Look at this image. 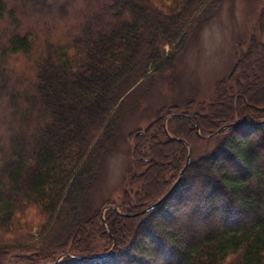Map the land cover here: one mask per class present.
<instances>
[{
  "label": "trees",
  "instance_id": "trees-1",
  "mask_svg": "<svg viewBox=\"0 0 264 264\" xmlns=\"http://www.w3.org/2000/svg\"><path fill=\"white\" fill-rule=\"evenodd\" d=\"M49 1L65 21L42 0H0V264H264V93L250 81L264 59V6L233 82L129 134L134 195L92 208L117 103L138 75L172 69L210 0H82L87 17L78 0ZM187 158L167 199L127 215L165 194Z\"/></svg>",
  "mask_w": 264,
  "mask_h": 264
},
{
  "label": "rangeland",
  "instance_id": "rangeland-1",
  "mask_svg": "<svg viewBox=\"0 0 264 264\" xmlns=\"http://www.w3.org/2000/svg\"><path fill=\"white\" fill-rule=\"evenodd\" d=\"M42 2L48 10L50 6L56 8L55 12L50 13V17L61 19V21L66 20L60 12L63 9L62 2L49 0H42ZM208 4L199 13L198 24L178 53L172 69L161 74L149 72L146 77L138 75L117 103L115 117L108 127L112 141L90 186L88 202L92 208L104 201L120 205L125 191L131 197L134 195L135 190L127 185L129 171L135 170L131 159L133 141L129 134L145 129L163 107L169 108L177 104L179 107L177 112L190 113L191 110H196L197 102H207L221 92L220 81L231 80V70L238 54L244 50L252 33H256H254L255 24L258 13L264 6V0H210ZM76 7L84 10L85 17L90 15L89 9L82 0H78ZM166 50L170 51V48L166 47ZM138 65L140 67L142 62ZM257 65L258 71H251L254 78H250V81L257 79L255 86L263 95V57L257 61ZM231 89L235 92L234 86ZM245 95L246 101L251 103H253L252 98L258 96L257 93H253V90ZM188 101L190 106L187 105ZM253 137L254 135L251 138ZM163 153L165 152L162 149L155 151L157 163L155 167H160L166 161L162 156ZM155 188H157L156 185L154 190ZM106 209L107 207L102 208V215ZM245 220L247 218L242 221ZM166 223L178 234L186 237L192 235L193 229L185 224L170 223V221ZM210 225L206 228L211 231L214 225ZM180 227L190 232L183 233ZM96 241L97 250L109 249L100 240ZM11 259L9 257L5 263Z\"/></svg>",
  "mask_w": 264,
  "mask_h": 264
},
{
  "label": "water",
  "instance_id": "water-1",
  "mask_svg": "<svg viewBox=\"0 0 264 264\" xmlns=\"http://www.w3.org/2000/svg\"><path fill=\"white\" fill-rule=\"evenodd\" d=\"M232 70H233V68H232ZM172 115H175V114H172ZM172 115H170V116H172ZM176 115H178V114H176ZM170 116H168V117H170ZM237 124H243V122H234V123L225 124L222 127H220L216 132H214V134L218 133V131H220L223 128H227L229 126L237 125ZM187 164H188V158H187V161H186L185 165L180 170V173H179L178 178L176 179V181L172 184V186L169 188V190L165 194H163L160 198H158L156 201H154L153 203L149 204L145 208H143V209H141V210H139L137 212H133V213L127 214V215H129V216H136V215L143 214V213H145V212H147V211H149V210H151L153 208H156L175 189V187L177 186L178 182L180 181V178L182 176V173H183L185 167L187 166ZM108 207H112L115 210H117L116 206H108ZM62 256L63 255L59 256L53 263L59 261ZM38 264H50V263L49 262H43V263H38Z\"/></svg>",
  "mask_w": 264,
  "mask_h": 264
},
{
  "label": "bare ground",
  "instance_id": "bare-ground-1",
  "mask_svg": "<svg viewBox=\"0 0 264 264\" xmlns=\"http://www.w3.org/2000/svg\"><path fill=\"white\" fill-rule=\"evenodd\" d=\"M170 194H171V193H170ZM170 194H169V195H170ZM169 195H168V196H169ZM168 196H167L165 199H167V198H168ZM165 199H164V200H165Z\"/></svg>",
  "mask_w": 264,
  "mask_h": 264
}]
</instances>
